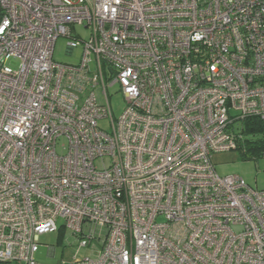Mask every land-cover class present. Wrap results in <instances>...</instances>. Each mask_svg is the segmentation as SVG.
Listing matches in <instances>:
<instances>
[{
  "label": "built area",
  "instance_id": "built-area-1",
  "mask_svg": "<svg viewBox=\"0 0 264 264\" xmlns=\"http://www.w3.org/2000/svg\"><path fill=\"white\" fill-rule=\"evenodd\" d=\"M250 120L264 0H0V264L68 230L62 264H264V191L212 161Z\"/></svg>",
  "mask_w": 264,
  "mask_h": 264
},
{
  "label": "rangeland",
  "instance_id": "rangeland-1",
  "mask_svg": "<svg viewBox=\"0 0 264 264\" xmlns=\"http://www.w3.org/2000/svg\"><path fill=\"white\" fill-rule=\"evenodd\" d=\"M76 34L80 35L83 40H88L91 35V30L85 29L84 26H77ZM68 40L61 38L58 40L55 48L54 61L57 63H73L78 60L79 50L75 52L74 57L67 55ZM14 68L17 67L16 62L10 64ZM117 86L109 89L111 96V105L115 117H121L125 108V99L121 93H117ZM100 95V94H99ZM102 97V96H101ZM103 102V99L100 98ZM104 103V102H103ZM103 129L110 128V121L103 120L100 122ZM254 140L251 136L247 138L244 144V149L247 151L248 156L244 157L241 151H229L214 154L212 157L213 164L216 172L220 177L239 176L253 189L264 191V150L253 151L252 143ZM256 146V145H255ZM63 226V221L59 223V227ZM79 242L73 235L72 231L54 232L51 234L43 235L40 238V248L37 253V261L40 264H62V262H71L76 255L80 259L87 258L91 255L90 250L83 249L78 252ZM50 249H55V257L49 256Z\"/></svg>",
  "mask_w": 264,
  "mask_h": 264
},
{
  "label": "trees",
  "instance_id": "trees-1",
  "mask_svg": "<svg viewBox=\"0 0 264 264\" xmlns=\"http://www.w3.org/2000/svg\"><path fill=\"white\" fill-rule=\"evenodd\" d=\"M245 138L242 143L239 144L238 151H241L244 157H247V151L244 149V144L247 142V138L251 136L254 140L250 141L253 151L264 150V123L258 120H250L246 123ZM256 145V146H255Z\"/></svg>",
  "mask_w": 264,
  "mask_h": 264
}]
</instances>
